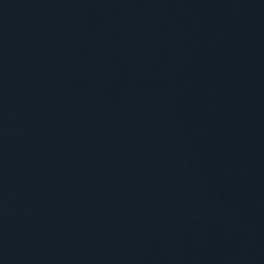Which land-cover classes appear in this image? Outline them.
Instances as JSON below:
<instances>
[{"label": "water", "instance_id": "water-1", "mask_svg": "<svg viewBox=\"0 0 264 264\" xmlns=\"http://www.w3.org/2000/svg\"><path fill=\"white\" fill-rule=\"evenodd\" d=\"M0 264H264V0H29Z\"/></svg>", "mask_w": 264, "mask_h": 264}]
</instances>
